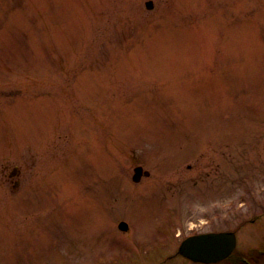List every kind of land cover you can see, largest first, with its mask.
<instances>
[{
  "label": "rangeland",
  "instance_id": "374dc122",
  "mask_svg": "<svg viewBox=\"0 0 264 264\" xmlns=\"http://www.w3.org/2000/svg\"><path fill=\"white\" fill-rule=\"evenodd\" d=\"M146 1L0 0V264H264V0Z\"/></svg>",
  "mask_w": 264,
  "mask_h": 264
},
{
  "label": "water",
  "instance_id": "95a60500",
  "mask_svg": "<svg viewBox=\"0 0 264 264\" xmlns=\"http://www.w3.org/2000/svg\"><path fill=\"white\" fill-rule=\"evenodd\" d=\"M146 7H152L151 0L145 2ZM147 170L139 165L134 167L133 181H138L142 175H148ZM121 229H126L124 222L119 223ZM235 246V236L232 232H212L186 237L179 245V253L194 260L211 262L227 256Z\"/></svg>",
  "mask_w": 264,
  "mask_h": 264
}]
</instances>
